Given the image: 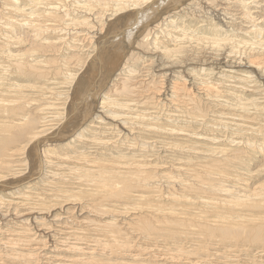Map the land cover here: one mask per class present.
<instances>
[{
	"label": "bare ground",
	"instance_id": "6f19581e",
	"mask_svg": "<svg viewBox=\"0 0 264 264\" xmlns=\"http://www.w3.org/2000/svg\"><path fill=\"white\" fill-rule=\"evenodd\" d=\"M0 264H264V0H0Z\"/></svg>",
	"mask_w": 264,
	"mask_h": 264
}]
</instances>
